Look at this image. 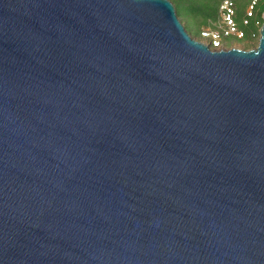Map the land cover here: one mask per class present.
<instances>
[{"label": "water", "instance_id": "95a60500", "mask_svg": "<svg viewBox=\"0 0 264 264\" xmlns=\"http://www.w3.org/2000/svg\"><path fill=\"white\" fill-rule=\"evenodd\" d=\"M0 264H264V24L0 0Z\"/></svg>", "mask_w": 264, "mask_h": 264}, {"label": "built area", "instance_id": "2783aa9c", "mask_svg": "<svg viewBox=\"0 0 264 264\" xmlns=\"http://www.w3.org/2000/svg\"><path fill=\"white\" fill-rule=\"evenodd\" d=\"M262 0H250L245 9L244 16L241 21L237 17V0H223L219 7L218 18L214 22H209L207 26L201 29V38L199 40L209 47L212 51L227 50L232 47H227L223 44L224 38L244 39L246 31L243 27L250 26L252 18L255 16L256 9ZM256 26H260L257 21ZM261 30V28H260ZM259 35H252L253 38H260Z\"/></svg>", "mask_w": 264, "mask_h": 264}, {"label": "rangeland", "instance_id": "374dc122", "mask_svg": "<svg viewBox=\"0 0 264 264\" xmlns=\"http://www.w3.org/2000/svg\"><path fill=\"white\" fill-rule=\"evenodd\" d=\"M175 2V0H172ZM240 6H238V14H241L245 12L246 5L248 1L250 0H239ZM177 12V15L184 25L186 31L195 39L202 40L201 38V27H200V21H202L203 18V12L201 8L195 6V4L188 2L187 0H184V3L181 4H175L173 3ZM237 9V6H236ZM223 44L227 47L234 46L235 48L244 49V50H250L255 49L258 46L257 44H248L244 41L237 40L236 38H224L222 40Z\"/></svg>", "mask_w": 264, "mask_h": 264}, {"label": "trees", "instance_id": "16d2710c", "mask_svg": "<svg viewBox=\"0 0 264 264\" xmlns=\"http://www.w3.org/2000/svg\"><path fill=\"white\" fill-rule=\"evenodd\" d=\"M187 1L195 4L196 8L199 7L202 9V10H200L201 12H203V14H202L203 18H202V21H200V27H201L206 22L209 23V22H214L217 20L218 13H219V7H220V4L223 0H187ZM171 2L175 3V4H178V3L181 4V3H184V0H175V2H173L171 0ZM249 2L250 1H248V3ZM248 3L246 5V7L248 6ZM236 6H237L236 10H237L238 20L241 21V19L244 16V12L241 14H238V6H240L239 0H237ZM257 21L260 23V26H258V27L256 26ZM263 24H264V0H262L259 3L258 8L256 9L255 16L251 20L250 26L243 27V29L246 31V37L244 39H237V40L244 41L248 44H253V45L257 44L259 42L258 37L253 38L252 35L255 34L256 36H258L259 30Z\"/></svg>", "mask_w": 264, "mask_h": 264}, {"label": "crops", "instance_id": "0c3cea01", "mask_svg": "<svg viewBox=\"0 0 264 264\" xmlns=\"http://www.w3.org/2000/svg\"><path fill=\"white\" fill-rule=\"evenodd\" d=\"M207 25H208V22H206L205 24H203V25L201 26V29H202L203 27L207 26Z\"/></svg>", "mask_w": 264, "mask_h": 264}]
</instances>
